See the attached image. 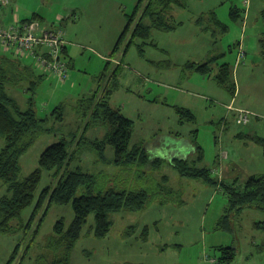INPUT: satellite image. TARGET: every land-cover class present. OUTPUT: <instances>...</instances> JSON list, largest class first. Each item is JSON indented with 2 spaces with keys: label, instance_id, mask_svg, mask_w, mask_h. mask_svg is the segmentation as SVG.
<instances>
[{
  "label": "rangeland",
  "instance_id": "obj_1",
  "mask_svg": "<svg viewBox=\"0 0 264 264\" xmlns=\"http://www.w3.org/2000/svg\"><path fill=\"white\" fill-rule=\"evenodd\" d=\"M11 1L6 10L7 24L33 14L44 18L45 26L62 24L72 60L65 82L47 75L34 92L27 90L28 81L17 87L7 85V92L22 110L31 100L37 116L49 118L46 128L50 130L41 134L20 158L19 179L39 167L40 156L47 147L64 136L69 141L76 136L70 146H77L81 155L73 167L100 175L103 190L128 186L153 191L161 177L167 176L168 185L178 191L170 198L159 195L141 211L109 214L112 228L104 238L94 236L91 215L71 252L70 264H264V211H231V199L224 189L181 177L168 160L152 174L102 162L95 152L89 151V143L80 139L86 122L75 112L77 100L96 89L98 77L110 61L108 78L115 68H121L110 104L134 122L131 147L140 143L150 154L168 159L173 144L184 147L183 144L197 143L203 151L198 167L215 171L213 177L227 184L237 182L239 187L248 177L264 174V147L251 140L264 138V0H189L186 9L174 8L169 14V21L179 24L175 30L152 29L149 39H136L128 48L127 35L114 53L128 16L134 13L139 0ZM209 12H214V16ZM212 17L224 30L214 24ZM3 52L0 48V56ZM212 57L217 58L210 76L188 68V64H203ZM224 63L232 69V80L237 85L235 97L212 79ZM231 103L251 114L249 123H236L235 110L228 109ZM61 105L65 120H52L51 113ZM177 107L190 109L195 121L181 124ZM104 130L91 127L85 133L95 139ZM78 139L83 141L76 145ZM158 143L161 146L155 148ZM3 146L4 139L0 137V150ZM105 155L111 161L113 148L107 147ZM52 182V173L43 171L33 203L11 223L12 231L0 232V264H8L13 255L12 264H49L54 258L48 242L58 220L63 219L65 229L73 221L71 204H52L34 240L47 203L31 227L27 226L40 193ZM6 190L0 181V198ZM164 199L169 201L160 203ZM224 248L234 249V260L223 259Z\"/></svg>",
  "mask_w": 264,
  "mask_h": 264
},
{
  "label": "trees",
  "instance_id": "obj_2",
  "mask_svg": "<svg viewBox=\"0 0 264 264\" xmlns=\"http://www.w3.org/2000/svg\"><path fill=\"white\" fill-rule=\"evenodd\" d=\"M188 1L139 0L134 13L128 16L113 53L127 35L129 36L128 48L136 39H149L152 29L162 32L175 30L179 24L171 23L169 14L174 8L186 9ZM213 13L209 12L208 14L214 16ZM262 17L264 20V8ZM212 18L214 24L224 30L220 22L214 17ZM34 20L44 23L42 17L37 14L20 21L24 23ZM197 23L201 26L199 19ZM0 24L3 25L1 20ZM60 26L63 28L62 24ZM204 29L208 30L209 27ZM63 52L67 59V46ZM216 58L212 57L203 64H188V68L203 76H210L211 65ZM30 63L32 64V61ZM108 69L109 62L104 72L98 77L100 84L96 91L76 102L75 112L86 122L80 139L86 140L85 132L90 127H103L106 133L102 140L86 142L89 143L90 149L97 153L102 162L106 164L109 162L116 167L125 169H134L136 172L140 170L141 174L155 173L166 164V161L160 158L152 159L147 148L143 145L131 147L134 122L110 104V98L118 87L117 78L121 68L120 66L115 68L109 78L106 74ZM43 78L44 75L36 74L33 64L25 65L23 60L12 59L7 54L0 56V137L4 139V146L0 150V181L7 188L6 194L0 198V232L12 231L11 223L19 219L23 210L33 203L34 193L41 181L43 171L51 172L53 182L40 193L27 226L31 227L36 215L47 203L48 206L40 217L34 232V240L39 226L52 204H71L74 211L73 221L65 229L63 219L58 220L54 227V235L48 242V248L53 250L55 254L49 264H70L71 252L80 239L83 228L91 215L94 216V226L92 225L94 236L104 238L112 228L109 214L121 211H141L147 207L152 199H158L159 195H166L170 198L178 194V191L168 185L167 176L161 177V181L153 191L145 188H128V186L120 187L119 190L116 186L106 191L103 190L100 175L85 172L80 166L73 167L80 155L76 150L77 146H70L76 141V136L71 137L73 138L72 141L67 139L68 136H64L60 141L47 147L40 156L39 167L26 178L19 179L20 158L41 134L50 130L46 128L49 118H39L31 100L28 103L29 106L22 110L16 99L7 92V85L17 87L21 82L28 81L27 90L34 92ZM212 79L230 96H236L237 85L232 80V69L229 64L219 65ZM230 105L233 107L232 104ZM63 107L64 105H61L53 110L51 113L52 120L55 119L57 122L65 120ZM176 111L181 124L185 121H195V116L189 109L177 107ZM235 119H237L236 114ZM80 139L76 145L81 144L83 140L80 141ZM251 140L258 146L264 147V138L252 137ZM107 147H112L114 150V158L111 161H108L105 155ZM193 147L194 157L191 160L175 159L169 163L181 177L198 179L208 185L220 186L231 199V211L240 212L246 208L264 211V174L248 177L241 187L237 186V182L224 183L222 180L213 177V171L211 172L210 169L198 167L203 159V151L197 143H193ZM168 201L169 199H164L160 203L163 204ZM131 229L133 227L129 228L130 231ZM146 236L147 230L145 229L143 238L146 239ZM223 252L225 255L223 259L234 260V249L224 248ZM14 258L13 255L8 264H12Z\"/></svg>",
  "mask_w": 264,
  "mask_h": 264
},
{
  "label": "built area",
  "instance_id": "obj_3",
  "mask_svg": "<svg viewBox=\"0 0 264 264\" xmlns=\"http://www.w3.org/2000/svg\"><path fill=\"white\" fill-rule=\"evenodd\" d=\"M11 0H0V10L8 7ZM67 46L65 32L59 24L45 26L34 20H15L10 26L0 24V48L4 54L23 61H32L35 69L44 75L65 82L69 77V64L63 52ZM243 57V52H240ZM235 110L238 125L249 123L251 114L247 110L228 106ZM216 172L214 171L213 174Z\"/></svg>",
  "mask_w": 264,
  "mask_h": 264
},
{
  "label": "crops",
  "instance_id": "obj_4",
  "mask_svg": "<svg viewBox=\"0 0 264 264\" xmlns=\"http://www.w3.org/2000/svg\"><path fill=\"white\" fill-rule=\"evenodd\" d=\"M11 5V4H10ZM10 6H8V7H6V8H4V9H2L1 11H0V20L2 21V23H3V25L4 26H10L12 23H10V24H7L6 22H7V19H8V14L6 13V10H7V8H9ZM26 19H28V18H26ZM17 20H21V19H19L18 17H17ZM22 20H25V19H22ZM42 20L44 21V18H42ZM12 22H14V20L12 21ZM44 23H45V21H44ZM49 25V24H48ZM50 26V25H49ZM67 55H68V50H67ZM67 61H68V64H69V69H71L72 68V60H71V58L69 57V55L67 56ZM26 62V64L25 65H32L31 63H30V61H25ZM110 62V61H109ZM24 64V63H23ZM107 65V64H106ZM98 81V80H97ZM97 84L99 85L100 84V82L98 81L97 82ZM98 85H97V87H96V89L98 88ZM96 89L94 90V91H96ZM93 91V92H94ZM93 92H91V93H93ZM90 93V94H91ZM85 96H88V95H85ZM85 96H83V97H85ZM82 98V97H81ZM80 98V99H81ZM79 100V99H78ZM77 100V101H78ZM233 102V101H232ZM232 105L234 104V103H231ZM234 106V105H233ZM182 108H185V107H182ZM186 109H188V108H186ZM190 110V109H189ZM191 111V110H190ZM181 123V122H180ZM91 128V127H90ZM90 128L87 130V131H89L90 130ZM93 128V127H92ZM97 128H99V127H97ZM103 129H105V128H103ZM87 131H86V133H87ZM85 133V139H86V141H92V140H102L103 138H104V136H105V133H106V130H104V133H103V135L100 137V138H98V137H96L95 139H92L91 137H88V135ZM133 135V134H132ZM178 135V134H177ZM179 136V135H178ZM179 139H181V138H179ZM177 140V139H176ZM135 145H141L140 143H137V144H135ZM161 145H160V143H158L157 145H154V147L155 148H159ZM163 146L164 145H162V148H163ZM173 150L172 151H170V153H169V157H167L168 159H165V158H163V157H161V156H158V155H152V154H150L151 155V158L152 159H154V158H160V159H163V160H165V161H169V163H171L173 160H175V159H189V160H191L192 159V157H194V155H193V153H194V147H193V144H188L187 146H185L184 144H183V146L184 147H180L178 144H173ZM107 149V148H106ZM89 151H91L92 153H94V151L93 150H90L89 149ZM105 152H106V150H105ZM149 152V151H148ZM96 153V152H95ZM150 153V152H149ZM97 154V153H96ZM81 155V154H80Z\"/></svg>",
  "mask_w": 264,
  "mask_h": 264
}]
</instances>
